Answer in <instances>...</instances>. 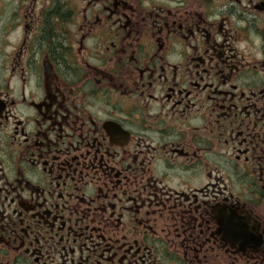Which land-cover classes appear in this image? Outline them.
I'll use <instances>...</instances> for the list:
<instances>
[{
	"label": "flooded vegetation",
	"instance_id": "flooded-vegetation-1",
	"mask_svg": "<svg viewBox=\"0 0 264 264\" xmlns=\"http://www.w3.org/2000/svg\"><path fill=\"white\" fill-rule=\"evenodd\" d=\"M0 264H264V0H0Z\"/></svg>",
	"mask_w": 264,
	"mask_h": 264
}]
</instances>
